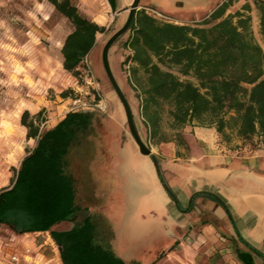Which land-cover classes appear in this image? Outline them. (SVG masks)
<instances>
[{"label": "trees", "instance_id": "16d2710c", "mask_svg": "<svg viewBox=\"0 0 264 264\" xmlns=\"http://www.w3.org/2000/svg\"><path fill=\"white\" fill-rule=\"evenodd\" d=\"M48 2L72 25L61 46L62 66L77 74L106 29L72 0ZM108 2L115 9V0ZM233 2L222 0L195 24L160 21L144 9L135 13L119 69L128 70L148 139L167 140L160 136L164 114L175 131L192 123L212 126L224 141L233 133L248 149L264 136V0H254L262 44L251 29L249 4L229 12ZM20 122L34 145L0 189V227L17 234L48 231L62 264H153L126 262L114 247L121 197L100 130L112 121L91 109L68 111L48 129H40L41 111H23ZM64 221L69 229L54 228ZM235 254L242 264H254L236 239Z\"/></svg>", "mask_w": 264, "mask_h": 264}, {"label": "crops", "instance_id": "0c3cea01", "mask_svg": "<svg viewBox=\"0 0 264 264\" xmlns=\"http://www.w3.org/2000/svg\"><path fill=\"white\" fill-rule=\"evenodd\" d=\"M124 2L118 5L116 0L115 9L109 4L114 16L126 19ZM214 3L215 0H144L138 10L147 12L151 8L171 15L174 23L195 24L219 4ZM183 11H188L187 15H182ZM57 122H43L40 129L52 128ZM100 130L105 135L104 147L110 152L111 170L121 197L114 247L123 260L242 264L235 254L237 231L262 257L238 240L239 247L254 255V264H264V136L259 141L253 138L252 149L241 147L239 139L237 146H231L214 127L192 123L176 131L180 141L176 134L173 139L155 143L154 155L179 203L178 209L162 189L151 160L139 153L136 144L122 140L113 123L107 122ZM202 191L216 194L227 212ZM66 222L67 226L61 222L54 228L69 229L71 223ZM8 230L9 238L0 242V264H62L48 231L17 234ZM45 238L51 247L44 245ZM27 248L29 253L25 252ZM11 255H16L18 262L13 263Z\"/></svg>", "mask_w": 264, "mask_h": 264}, {"label": "rangeland", "instance_id": "374dc122", "mask_svg": "<svg viewBox=\"0 0 264 264\" xmlns=\"http://www.w3.org/2000/svg\"><path fill=\"white\" fill-rule=\"evenodd\" d=\"M72 1L81 14L106 29L105 33L96 35V45L87 55V64L82 61L74 75L63 68L61 55L63 40L72 30L71 23L57 13L48 0H0V189L9 186L14 169L34 145V140L27 139V129L20 122V115L25 110L30 116L41 111L42 120L51 125L68 111L98 109L97 104L102 101L106 110L100 112L119 128L122 140L134 142L122 105L101 61L104 43L123 24L125 17L114 16L107 0ZM220 1L215 0L214 5ZM117 2L119 5L122 0ZM131 2L125 0L124 4L128 7ZM246 3L250 6L252 32L262 44L254 0H234L229 12L241 10ZM142 4L144 0H140L139 8ZM187 12L183 11L182 15ZM164 15L167 19L160 21L174 23L171 15ZM127 31L110 47L108 61L129 103L139 136L155 154L158 137L148 139L138 100L126 80L128 70L121 72L119 69V63L128 51L124 48ZM61 92H67V97H62ZM176 134L164 114L160 136L169 140ZM237 140L232 133L231 146L238 144ZM67 224L65 221L62 225ZM10 234L8 229L0 228V242H6Z\"/></svg>", "mask_w": 264, "mask_h": 264}, {"label": "water", "instance_id": "95a60500", "mask_svg": "<svg viewBox=\"0 0 264 264\" xmlns=\"http://www.w3.org/2000/svg\"><path fill=\"white\" fill-rule=\"evenodd\" d=\"M139 2L140 0H132V2L130 3V5L126 8H124V10H128L127 16L125 21L123 22V24L116 30L114 31L106 40V42L104 43L102 50H101V61H102V66L104 69V72L108 78V81L110 83V85L112 86L119 102L122 105L123 111H124V115H125V120H126V125L129 131V134L132 138V140L134 141V143L136 144L138 151L141 155L143 156H147L154 167V171L155 174L157 176V179L162 187V189L165 191V193L169 196V198L173 201V203L175 204V206L180 209L179 207V203L175 197V195L173 194L172 190L170 189V187L168 186V184L166 183L163 174H162V170L160 168L159 162L157 160V158L155 157V155L152 153L151 149L143 142V140L141 139V137L139 136V133L137 131L135 122H134V118H133V114L131 111V108L129 106V103L127 102L119 84L117 83L112 70L110 68L109 65V61H108V52L110 47L112 46V44L120 37L122 36L129 28V25L134 17V14L136 12V10L139 9ZM201 194H206L210 197H212L213 199H215L227 212V209L225 207V204L222 202V200L214 193L212 192H207V191H202L200 192ZM192 199V197H191ZM191 199L189 200V205L191 204ZM228 217L230 218V216L228 215ZM236 231V230H235ZM236 236L238 238V240L245 246L247 247L251 252H253L254 254L262 257V255L257 252L254 248H252L249 244H247L242 238L241 236L238 234V232L236 231Z\"/></svg>", "mask_w": 264, "mask_h": 264}, {"label": "built area", "instance_id": "2783aa9c", "mask_svg": "<svg viewBox=\"0 0 264 264\" xmlns=\"http://www.w3.org/2000/svg\"><path fill=\"white\" fill-rule=\"evenodd\" d=\"M147 13H148L149 15H151L153 18L157 19V20L167 19V17H166L164 14L158 12V11L155 10V9L147 8ZM164 21H165V20H164ZM83 62H85V63L87 64V56L83 59ZM97 107H98V110L100 109V111H102V112H105V110H106V105H105V103L102 102V101H101V103L97 104ZM48 239H49V237H48ZM46 240H47L46 238L43 240L44 245H48V246L51 247L52 245H51L50 243L47 244V243L45 242ZM53 249L56 250V251L59 250L57 245H54ZM25 252H26V253H29V249L27 248V249L25 250ZM10 260H11L13 263H16V262H18V257H17L16 255H11Z\"/></svg>", "mask_w": 264, "mask_h": 264}, {"label": "flooded vegetation", "instance_id": "af4514ba", "mask_svg": "<svg viewBox=\"0 0 264 264\" xmlns=\"http://www.w3.org/2000/svg\"><path fill=\"white\" fill-rule=\"evenodd\" d=\"M116 1V0H115Z\"/></svg>", "mask_w": 264, "mask_h": 264}]
</instances>
